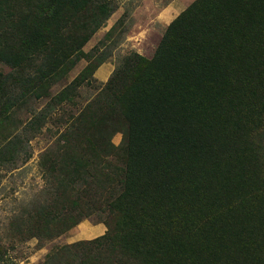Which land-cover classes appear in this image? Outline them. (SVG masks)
<instances>
[{
    "label": "trees",
    "instance_id": "16d2710c",
    "mask_svg": "<svg viewBox=\"0 0 264 264\" xmlns=\"http://www.w3.org/2000/svg\"><path fill=\"white\" fill-rule=\"evenodd\" d=\"M113 9L0 0V168L28 158L21 132L45 118L17 110L70 102L105 61L81 46ZM263 136L264 0H191L152 55L125 54L40 154L44 190L19 233L52 239L105 207L102 234L53 246L41 264H264Z\"/></svg>",
    "mask_w": 264,
    "mask_h": 264
},
{
    "label": "rangeland",
    "instance_id": "374dc122",
    "mask_svg": "<svg viewBox=\"0 0 264 264\" xmlns=\"http://www.w3.org/2000/svg\"><path fill=\"white\" fill-rule=\"evenodd\" d=\"M113 11L89 39L81 46L83 52L93 49V55L108 53L105 64L115 67L121 58L130 51L149 58L164 31L167 23L173 19L191 0H110ZM110 37H105L106 31L114 26ZM85 58L79 59L67 73L65 79L50 88L51 93L60 90L74 78L87 64ZM102 64V63H101ZM89 74L88 82L84 80L76 88L71 101L63 103H48V99L28 102L16 112L19 120H26L32 114L43 111L45 118L40 130L34 132L33 127L21 132L28 141L24 154L12 167L0 168V264H41L46 254L53 246L70 243L80 239H90L97 232L89 229L95 224H103L110 216L107 208L102 207L93 215L86 217L66 232L52 239H37L30 231L19 233L21 226L20 214L30 212L31 204L41 190H44V176L39 166L40 154L54 143L56 134L74 116L77 110L89 100L96 90L105 82L94 77V71ZM0 71L8 68L0 64ZM110 74V73H109ZM120 133L111 137V142L117 145ZM264 146V136H263ZM12 164H9V166ZM105 229V226H104ZM104 231V230H103ZM57 264V263H55Z\"/></svg>",
    "mask_w": 264,
    "mask_h": 264
},
{
    "label": "crops",
    "instance_id": "0c3cea01",
    "mask_svg": "<svg viewBox=\"0 0 264 264\" xmlns=\"http://www.w3.org/2000/svg\"><path fill=\"white\" fill-rule=\"evenodd\" d=\"M112 69H113V65L108 64V63L107 64L102 63L94 71V77L99 78L101 80H104L107 78V76L109 75V73L111 72ZM89 230L95 231V232H97V235H100L103 233L104 226L102 224H100V225L95 224V226H92Z\"/></svg>",
    "mask_w": 264,
    "mask_h": 264
}]
</instances>
